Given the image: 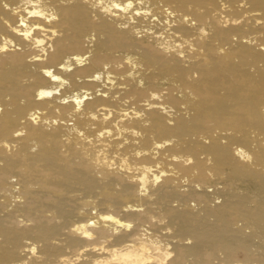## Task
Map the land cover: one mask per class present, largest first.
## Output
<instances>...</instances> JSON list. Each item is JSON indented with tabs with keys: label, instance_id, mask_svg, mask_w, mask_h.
<instances>
[{
	"label": "bare ground",
	"instance_id": "6f19581e",
	"mask_svg": "<svg viewBox=\"0 0 264 264\" xmlns=\"http://www.w3.org/2000/svg\"><path fill=\"white\" fill-rule=\"evenodd\" d=\"M130 3L0 0V264H264V0Z\"/></svg>",
	"mask_w": 264,
	"mask_h": 264
},
{
	"label": "snow or ice",
	"instance_id": "6c2138e0",
	"mask_svg": "<svg viewBox=\"0 0 264 264\" xmlns=\"http://www.w3.org/2000/svg\"><path fill=\"white\" fill-rule=\"evenodd\" d=\"M130 6H131V3H130V0H129V7H130ZM114 7H116V8H120V7H121V4L116 3V4L114 5ZM49 75H51V73H49ZM54 78H55V77H54ZM44 94H45V93H41V95H44ZM49 94H50V93H49ZM105 219H107V220H112L113 217L109 216V217H105ZM89 223H94V221H89ZM117 223H120V221H117ZM127 227L131 228L132 225L129 224V225H127ZM84 235H85V236H91V233L85 231V232H84ZM33 251H35V249H33Z\"/></svg>",
	"mask_w": 264,
	"mask_h": 264
},
{
	"label": "rangeland",
	"instance_id": "374dc122",
	"mask_svg": "<svg viewBox=\"0 0 264 264\" xmlns=\"http://www.w3.org/2000/svg\"><path fill=\"white\" fill-rule=\"evenodd\" d=\"M84 209H85V211H83V217L84 218L94 216L97 213L96 211L98 210L97 208H93L91 206H85ZM195 264H198V263H195Z\"/></svg>",
	"mask_w": 264,
	"mask_h": 264
}]
</instances>
